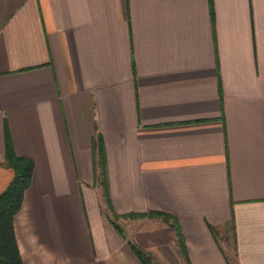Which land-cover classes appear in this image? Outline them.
<instances>
[{"label":"crops","instance_id":"crops-1","mask_svg":"<svg viewBox=\"0 0 264 264\" xmlns=\"http://www.w3.org/2000/svg\"><path fill=\"white\" fill-rule=\"evenodd\" d=\"M0 0L4 124L33 170L23 264H264V0ZM101 135L110 204L94 182ZM167 215V216H164ZM216 228L213 233L209 228ZM177 228L180 235L177 234ZM231 264V262H230Z\"/></svg>","mask_w":264,"mask_h":264},{"label":"trees","instance_id":"trees-1","mask_svg":"<svg viewBox=\"0 0 264 264\" xmlns=\"http://www.w3.org/2000/svg\"><path fill=\"white\" fill-rule=\"evenodd\" d=\"M209 13L213 18L212 0H208ZM93 150V167H94V182L100 187L101 195L108 212H104L115 230L122 234L123 230L118 223L120 217H143V216H159L162 213L149 212L140 214L118 215L111 208L108 175H107V159L106 152L101 135L97 134L92 139ZM4 159L6 164L12 168L14 175L7 185V187L0 192V264H23L17 242L15 239L13 220L15 214L18 212L21 203L23 192L29 185L31 174L33 170V162L31 159L19 156L16 154L13 143L9 134L7 124H4ZM167 216V215H164ZM229 227L233 230V220L230 221ZM213 233L216 228L209 225ZM177 234L180 232L177 228ZM179 248L185 258L186 264H191L187 256L185 245L182 238H179ZM130 248L142 264H152L151 256L138 247L129 242ZM230 264V262H229Z\"/></svg>","mask_w":264,"mask_h":264},{"label":"rangeland","instance_id":"rangeland-1","mask_svg":"<svg viewBox=\"0 0 264 264\" xmlns=\"http://www.w3.org/2000/svg\"><path fill=\"white\" fill-rule=\"evenodd\" d=\"M220 239L223 241V244L226 246V251L228 252V259L231 264H236L235 255L233 251V241H232V234L229 227H225L220 231ZM153 264H158L154 261ZM161 264V263H159Z\"/></svg>","mask_w":264,"mask_h":264}]
</instances>
